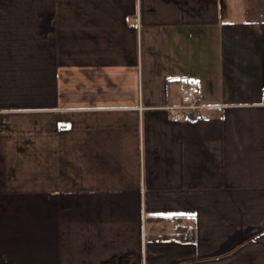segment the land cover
Masks as SVG:
<instances>
[{
  "label": "crops",
  "instance_id": "crops-1",
  "mask_svg": "<svg viewBox=\"0 0 264 264\" xmlns=\"http://www.w3.org/2000/svg\"><path fill=\"white\" fill-rule=\"evenodd\" d=\"M0 264H264V9L0 0Z\"/></svg>",
  "mask_w": 264,
  "mask_h": 264
},
{
  "label": "built area",
  "instance_id": "built-area-1",
  "mask_svg": "<svg viewBox=\"0 0 264 264\" xmlns=\"http://www.w3.org/2000/svg\"><path fill=\"white\" fill-rule=\"evenodd\" d=\"M182 103L178 106L170 107L171 115L178 119L182 110L194 112V115L199 118L198 110L202 106L198 103V96L200 94V87L196 83H188L182 86Z\"/></svg>",
  "mask_w": 264,
  "mask_h": 264
},
{
  "label": "trees",
  "instance_id": "trees-1",
  "mask_svg": "<svg viewBox=\"0 0 264 264\" xmlns=\"http://www.w3.org/2000/svg\"><path fill=\"white\" fill-rule=\"evenodd\" d=\"M260 10L264 9V0H251Z\"/></svg>",
  "mask_w": 264,
  "mask_h": 264
}]
</instances>
